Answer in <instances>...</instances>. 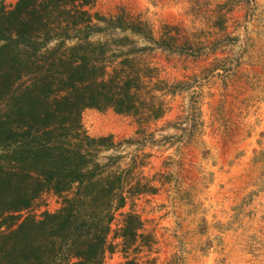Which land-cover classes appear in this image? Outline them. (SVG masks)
I'll return each mask as SVG.
<instances>
[{"label": "rangeland", "instance_id": "374dc122", "mask_svg": "<svg viewBox=\"0 0 264 264\" xmlns=\"http://www.w3.org/2000/svg\"><path fill=\"white\" fill-rule=\"evenodd\" d=\"M16 2L0 0V9ZM86 8L133 25L88 40L107 63L133 59L143 99L136 112L81 113L89 136H111L116 147L99 157L115 162L127 186L103 264H264V0H91ZM61 203L45 191L20 214L40 218ZM128 212L143 235L129 248L115 236Z\"/></svg>", "mask_w": 264, "mask_h": 264}, {"label": "trees", "instance_id": "16d2710c", "mask_svg": "<svg viewBox=\"0 0 264 264\" xmlns=\"http://www.w3.org/2000/svg\"><path fill=\"white\" fill-rule=\"evenodd\" d=\"M90 5L17 0L0 9V264H103L115 247L109 235L126 181L113 160L99 157L116 147L111 136H89L81 113L136 112L143 99L133 59L107 63L88 40L133 25L95 19ZM45 191L62 198L60 209L22 217ZM141 227L128 212L115 236L129 248Z\"/></svg>", "mask_w": 264, "mask_h": 264}]
</instances>
